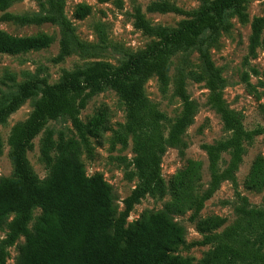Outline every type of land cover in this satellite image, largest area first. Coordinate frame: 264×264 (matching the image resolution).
Returning a JSON list of instances; mask_svg holds the SVG:
<instances>
[{"label":"trees","instance_id":"trees-1","mask_svg":"<svg viewBox=\"0 0 264 264\" xmlns=\"http://www.w3.org/2000/svg\"><path fill=\"white\" fill-rule=\"evenodd\" d=\"M47 7L39 15L13 14L7 9L13 0H0V21L19 25L58 23L61 26L60 50L53 61L63 60L69 53L68 32L71 23L64 14L65 0H38ZM248 0H200L196 10L187 11L167 0L150 2L147 12L176 13L185 16L174 27L154 26L144 17L140 7L133 14V26L154 37L143 49L130 53L121 63L113 65L97 60L72 70H62L59 80L50 84L44 80H26L15 92L0 96V124L15 112L25 100L36 97L28 116L16 122L7 137L8 156L13 163L11 177L0 178V230L6 227L7 246L22 236L12 264H192L191 259L176 253L185 241L186 229L175 215L193 211L192 218L204 202L224 180L234 181V172L242 161L245 143L264 134V127L247 129L237 114L226 106L220 84V69L215 67L207 51L201 56L207 71L208 103L220 115L228 135L212 143H203L206 154L209 184L200 194L201 164L190 161L171 181L172 197L156 211L144 210L139 217L127 222L132 206L145 195L162 196L166 183L161 174V158L168 147L183 146L182 136L193 122L196 105L189 98L182 76L176 82L174 93L181 100V110L174 118L167 117L149 100L144 91L145 81L155 76L161 93L169 86L168 69L171 56L188 49L209 32L213 39L221 30H229V13L239 21H248ZM89 13L86 4H79L75 17ZM251 33L248 56H256V48L264 43V13L250 22ZM53 37L46 33L14 36L0 30V55H16L48 47ZM256 73V70H254ZM247 90L255 89L246 73L241 77ZM42 84V86H41ZM105 88L114 90L125 105L126 121L121 133L113 140L126 145L128 137L133 157L125 162L126 177L137 183L124 199V209L118 211L111 184L96 172L87 175L80 157V147L92 153L87 135H99L106 127V115L96 114L88 124L79 117L89 98ZM264 113V105H260ZM60 116H67L80 141L66 140L60 134L53 138L46 130L41 139V159L49 167L48 175L39 180L26 157L33 148V139L44 125ZM163 123H168L164 128ZM167 132L165 134V130ZM54 151V155L51 152ZM229 154L225 168L220 169L222 153ZM2 142L0 139V155ZM247 188H264V157L258 156L245 178ZM41 212L33 225L32 209ZM239 217L218 233L208 232L193 245H212L200 264H264V208L238 206ZM222 218L210 216L201 219L209 228L220 225ZM7 251L0 248V264H6Z\"/></svg>","mask_w":264,"mask_h":264},{"label":"rangeland","instance_id":"rangeland-1","mask_svg":"<svg viewBox=\"0 0 264 264\" xmlns=\"http://www.w3.org/2000/svg\"><path fill=\"white\" fill-rule=\"evenodd\" d=\"M152 1L156 0H65L64 14L71 23V30L67 34L70 53L59 62L53 61L60 50L59 41L62 36L61 26L58 23L19 25L11 21H0V30L14 36L46 33L53 37L52 43L46 48L16 55H0V96L10 95L16 91L19 83L29 79L44 80L53 84L59 80L64 69H76L97 60L117 65L130 53L143 49L154 37L134 28L133 14L136 7L142 9L145 19L154 26L171 28L185 17L172 12H147L145 8ZM167 1L187 11L196 10L200 5V0ZM82 3L89 7V13L83 18H77L75 10ZM7 11L32 16L47 13V7L41 6L38 0H13ZM246 12L247 22L242 23L235 14L229 13L227 16V22L230 23L229 30H221L215 39L206 32L196 45L178 50L171 56L168 69L169 86L166 93L160 92L155 76L145 81L144 91L149 100L167 117L174 118L181 110V100L174 90L177 79L182 76L185 90L196 105V113L193 122L182 136L184 145L168 147L162 155L161 174L166 183L165 194L145 195L132 206L127 222L137 219L144 210L161 209L172 197L173 176L184 169L190 161H199L201 164V180L196 192L200 194L208 187L210 180L208 163L201 145L222 139L228 133L223 128L220 115L208 103L207 71L201 56L202 51H207L214 66L220 69L222 77L220 89L226 106L239 116L245 128L264 127V113L260 110V105H264V43L256 48L254 58L248 56L250 22L254 16L264 13V0H248ZM243 73L248 75L255 94L247 90L241 79ZM36 98L37 96L25 100L5 123L0 124L2 142L0 178L11 177L14 171L13 163L8 156L7 137L10 129L16 122L28 116ZM99 113L106 115V127L99 135H87L92 153L88 154L81 146L80 157L87 175L99 172L111 184L114 200L120 212L124 209V199L134 188L137 179L134 177L130 180L126 177V171L132 167L126 168L125 162L120 160L122 157H126L127 160L133 157L130 137L126 145L113 140L117 133L123 131L126 121L125 105L114 90L105 88L89 98L79 117L84 124H88ZM163 125L164 128L168 127V123ZM46 130L52 131L55 140L61 134L66 140L80 141L67 116L48 121L33 139V148L26 153L29 165L39 180L49 173V167L42 161L40 154L41 139ZM166 132L167 129L165 134ZM51 154L54 155V151ZM258 156L264 157V134L257 135L251 142L245 143L242 161L233 174L234 181L221 182L215 192L204 202L196 217L192 218V209L174 216L175 220L186 229L185 241L177 249V254L190 258L192 264H200L212 245H193V241L200 240L208 232H221L239 217L236 211L238 206L264 208V188L261 191H255L245 185V178ZM228 160L229 154L222 153L220 169L226 167ZM40 212L39 207L32 209L29 228ZM210 216L221 217L220 225L209 228L205 223L199 224L201 219ZM8 232L6 227L0 230V248H5L7 251L5 263L12 264L17 255L18 246L24 238L20 236L13 245L7 246L5 240Z\"/></svg>","mask_w":264,"mask_h":264}]
</instances>
